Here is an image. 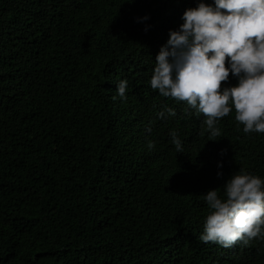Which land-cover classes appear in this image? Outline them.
<instances>
[{"label":"trees","instance_id":"1","mask_svg":"<svg viewBox=\"0 0 264 264\" xmlns=\"http://www.w3.org/2000/svg\"><path fill=\"white\" fill-rule=\"evenodd\" d=\"M196 4L0 0V264H264V240H199L202 194L240 168L264 177V133L233 110L210 140L202 115L149 84ZM165 106L176 116L158 118Z\"/></svg>","mask_w":264,"mask_h":264},{"label":"clouds","instance_id":"2","mask_svg":"<svg viewBox=\"0 0 264 264\" xmlns=\"http://www.w3.org/2000/svg\"><path fill=\"white\" fill-rule=\"evenodd\" d=\"M136 19L146 21L149 16ZM181 19L176 30L169 29L155 56L150 87L184 102L186 112L202 115L210 140L221 135L219 118L233 110L245 133H264V0H197ZM230 73L234 84L229 83ZM127 91L128 80L120 79L113 99L126 101ZM156 115L166 119L176 116V110L165 106ZM169 134L176 151L182 152L177 130ZM202 195L208 213L200 241L232 247L237 242L248 245L254 238L264 240V177L240 168L221 187Z\"/></svg>","mask_w":264,"mask_h":264}]
</instances>
